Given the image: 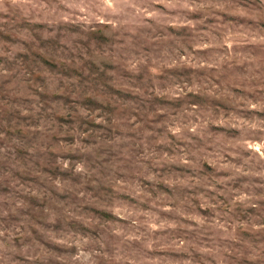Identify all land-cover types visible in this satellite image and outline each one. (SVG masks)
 <instances>
[{"label": "rangeland", "instance_id": "rangeland-1", "mask_svg": "<svg viewBox=\"0 0 264 264\" xmlns=\"http://www.w3.org/2000/svg\"><path fill=\"white\" fill-rule=\"evenodd\" d=\"M0 264H264V0H0Z\"/></svg>", "mask_w": 264, "mask_h": 264}]
</instances>
